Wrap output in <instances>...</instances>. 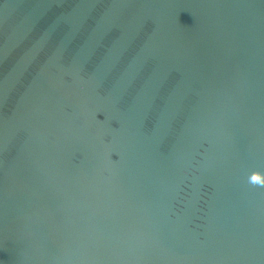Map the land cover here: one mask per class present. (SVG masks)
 Instances as JSON below:
<instances>
[{
  "label": "water",
  "instance_id": "95a60500",
  "mask_svg": "<svg viewBox=\"0 0 264 264\" xmlns=\"http://www.w3.org/2000/svg\"><path fill=\"white\" fill-rule=\"evenodd\" d=\"M264 0H0V264H264Z\"/></svg>",
  "mask_w": 264,
  "mask_h": 264
},
{
  "label": "clouds",
  "instance_id": "9594fccd",
  "mask_svg": "<svg viewBox=\"0 0 264 264\" xmlns=\"http://www.w3.org/2000/svg\"><path fill=\"white\" fill-rule=\"evenodd\" d=\"M248 182L253 186L264 187V174L254 172L250 175Z\"/></svg>",
  "mask_w": 264,
  "mask_h": 264
}]
</instances>
